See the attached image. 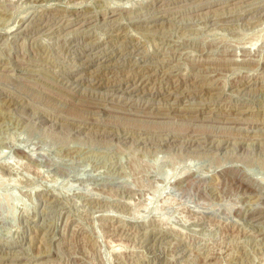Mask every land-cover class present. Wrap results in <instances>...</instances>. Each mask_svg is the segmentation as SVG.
<instances>
[{"label": "rangeland", "instance_id": "obj_1", "mask_svg": "<svg viewBox=\"0 0 264 264\" xmlns=\"http://www.w3.org/2000/svg\"><path fill=\"white\" fill-rule=\"evenodd\" d=\"M0 264H264V0H0Z\"/></svg>", "mask_w": 264, "mask_h": 264}]
</instances>
